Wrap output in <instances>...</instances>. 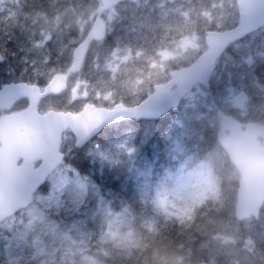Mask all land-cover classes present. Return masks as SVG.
<instances>
[{
    "label": "snow or ice",
    "instance_id": "snow-or-ice-1",
    "mask_svg": "<svg viewBox=\"0 0 264 264\" xmlns=\"http://www.w3.org/2000/svg\"><path fill=\"white\" fill-rule=\"evenodd\" d=\"M3 33L0 35V65L15 61L19 70L6 67L0 75V119L12 120L34 130L42 139L44 149L38 156L42 160L40 167H33L25 160L23 167L15 169L24 182L26 208H18L8 217L6 235L0 242L3 250L0 264H36L30 245L18 243L26 230L38 231L45 238L49 237L51 229L57 233L76 232L89 241L99 239L104 235L110 210L123 209L127 204L125 197L135 191L131 177L126 169L122 170L123 161L118 163L110 155L111 146L95 142L99 130L114 121L160 118V113H166L177 102V93L168 88L160 89L149 96L140 112L113 111L91 125L76 122L67 127L54 125V113L72 111L70 105L78 99L87 102L84 108L90 104L96 106L89 100L87 83L83 89L79 79L71 90L66 86L69 75L82 58L86 59L87 53L81 51L83 45L69 50L65 70L63 52L57 53L56 64L52 62L50 48L33 54L41 43L34 41V32L11 51L9 44L13 33L7 28ZM95 67L98 68V63ZM251 76L259 83L254 69ZM57 137L61 144L69 138L73 143L58 147ZM149 143L144 144L145 149ZM85 149L88 150L84 151L80 163H74ZM146 156L152 159L151 152ZM33 208L35 214L31 212Z\"/></svg>",
    "mask_w": 264,
    "mask_h": 264
},
{
    "label": "rangeland",
    "instance_id": "rangeland-1",
    "mask_svg": "<svg viewBox=\"0 0 264 264\" xmlns=\"http://www.w3.org/2000/svg\"><path fill=\"white\" fill-rule=\"evenodd\" d=\"M216 1L218 0H213V2ZM66 3H68V7L71 9V14H73L74 10L71 4H69L70 1L66 0ZM218 3L220 10L229 7V0H219ZM86 6L88 9H93L94 7L95 9L100 8L99 3L97 4L95 0H87ZM20 10L21 5L18 3V0H0V23L5 26L9 25L10 20L6 17L19 12ZM156 10L157 9H148L144 5L140 9L141 12L143 11V14L140 13L134 15L130 12L129 8H121V12L110 13L107 16V19L110 26L113 24L115 27L110 41L111 49L107 50L106 48L102 49L99 47L101 54L97 56L96 60H93L92 55L90 59L91 64L93 61L95 62V65L98 63V68L92 71H86V74L82 75V79L81 75L74 78L73 87L78 79L80 80L82 89L87 83L89 98L92 100H98L100 103L93 102L99 106L112 104L117 100L123 102L126 100L128 103H134L148 93L150 82L154 84L153 81L165 78L167 76L166 69L169 67V60H164L161 53L167 51L169 47L163 48L161 38L157 37L159 20H157L155 14ZM184 14V12L181 13L180 20L177 19L170 21V19L163 17L164 22H159V25L162 26L161 34L168 35L172 31H180L181 28L179 26V21L182 22L185 20L182 16ZM117 15L120 16L116 19ZM132 18H134V20ZM123 19L128 21V23L123 26H117V23L121 24ZM120 30H122L124 34L127 33L129 37H133L132 41L127 43L124 35H122L123 33L119 34ZM33 32L35 33L34 37H41L43 35L41 32L36 31V28H33L30 33L26 32V34L31 36ZM116 43H118V45H116ZM154 43L159 46L157 53L154 52L156 48ZM147 44H152L155 47L153 48L152 45H149V48H146L145 46ZM47 49H49L47 44H39L33 54L44 52ZM132 50L141 53L142 57L146 55L150 59H153L157 54H161V57L159 58V68L151 70L147 75V80L149 82L142 79L137 80V77L133 76L132 69L129 67L130 61L123 64L121 59H118L119 57L130 59ZM255 51L257 50L255 48V39H253L245 48V57L242 58L240 62L235 60L229 63L230 59H228L221 64L218 73L215 75V81L213 84L214 89L201 87L194 92L192 97L201 100L203 104L208 103V101L212 103L213 101H216L221 107H232L239 104L241 101L239 92L245 91L244 88L255 89V82L251 79L250 83H246L245 81V77L251 75L253 72L254 66L248 65L247 60L257 56V52ZM68 52L69 50H67L66 54H68ZM174 56L177 55L174 53ZM182 56H188L187 52L183 51ZM147 57L146 59H149ZM232 66L235 68H232ZM88 73H90V77L86 76ZM104 100H106L105 103ZM84 101L85 100L83 99H78L76 103L71 104L70 107L78 108ZM256 101L257 103L259 102V100ZM82 106H84V104ZM159 139L163 142H168L165 135L160 136ZM174 139L177 138H169V142L166 145L168 149L164 151V153L167 152L166 160L168 161L166 165L165 163L160 164V168L165 171V173L162 172V174L157 171L158 165L153 164L154 162L156 163L161 156L157 155L155 156V159L149 160L146 156L148 151L146 149L144 150L137 141L132 139L130 141L127 138L125 141L110 145V155L116 159L118 163L121 160L123 161L122 170L126 169V174L131 177L132 186L135 191L126 196L127 204L123 209L110 210L111 214L108 218V222L105 224L104 235L99 239H92L89 241L76 232L57 233L49 229V240L51 243H57L51 244L47 238L37 231L36 250L32 249L39 258L37 264H40L41 261L45 262V264H108L106 261L100 262L97 258L93 257V255H106L110 252L113 253V258L115 260H113V264H123V261L120 260V255H129V250L125 247L126 244H120L118 242L122 240L128 242L132 239V230H130L128 226L132 227L131 220L133 218L130 215L132 213L128 210L131 208L128 199H130L129 201L133 200L135 202H141L143 204L142 207H147L146 221L156 220L154 214L152 213V215H150L151 212L148 211V202H152V208L158 210V212L156 211L157 217L164 216L166 220H170L173 216V211L175 212L176 210L181 209L184 203L189 199H193L194 193L192 192L193 189H191V186L194 185L193 179H195L196 175L193 176L191 173L186 175L183 170V168H185L183 164L180 166L177 165L176 170H174L173 164L182 154L180 142L173 141ZM66 141V145L68 146L73 143L70 138ZM156 153L157 152L154 151V154ZM169 164L173 165L172 168H170ZM158 173L160 175H158ZM150 197L151 200H147ZM160 210H162V212H159ZM31 212L35 214L36 209H31ZM137 231L140 232V230ZM30 234L31 230H26L18 243L21 244L22 241H25ZM136 235L138 239L139 233ZM260 237L264 238V230ZM66 239L69 241H66ZM198 240H200V237L194 238L193 235H191L188 241H192V244L190 245L194 247ZM238 241L237 244L243 242L241 245H245L244 241ZM231 247L232 249L235 248L234 245ZM62 248L63 252L60 256L61 260L55 262L53 256H56ZM249 248L250 245H247L246 249ZM73 250L76 253L75 257L69 255ZM147 252L148 250L145 253V257L143 256L141 260L143 264L152 263V260L150 262L147 261ZM165 252L166 250L162 246L161 253ZM85 253H89L91 257L85 255L81 260H78L77 256ZM0 255H3L2 249H0ZM235 258L236 261L239 262L244 260L242 256H237ZM156 262L157 261H155V263ZM166 264H169V262ZM173 264H177V262H174Z\"/></svg>",
    "mask_w": 264,
    "mask_h": 264
},
{
    "label": "water",
    "instance_id": "water-1",
    "mask_svg": "<svg viewBox=\"0 0 264 264\" xmlns=\"http://www.w3.org/2000/svg\"><path fill=\"white\" fill-rule=\"evenodd\" d=\"M116 1L117 0H104L106 4H112ZM258 6V10L250 11L249 14H247L251 26H253L256 21L260 24V21L262 22V20H264V4ZM242 28L246 29L244 26H242ZM244 29L239 30L237 34L240 36L245 34L246 31ZM230 34L231 32L214 36L219 37L224 35L214 40L213 49L211 51V59L213 62L222 51L221 45L224 46L228 41L237 38V36ZM208 72L209 71L206 69L193 67L184 75H178L177 80L181 84V90L178 89L177 92H175L177 93V102L185 93L183 90L186 88V85L182 82L184 76L195 77L191 85L196 81L207 83L210 76ZM111 113L112 112L100 111L97 115L100 118H104ZM60 115L69 118L72 117L71 120L64 119L66 123L69 124L73 122L85 124L87 121L84 116L74 118L71 115ZM222 117L224 122L218 134V140L229 151L232 160L237 164L242 173L243 177L239 191L237 215L239 218H244L255 210L257 200L264 196V150H260L256 143L259 127H248L246 132H242L238 122L224 116ZM73 118L75 120H73ZM56 120L57 118H54V125L56 124ZM19 125V123L10 120L0 127V141L2 142L0 148V221L5 216L9 215L12 210L26 205L24 182L15 171L16 161L20 157H23L25 160L32 163L44 149L42 139L37 136L34 130L25 127V131H20L21 126ZM13 126L19 128V130L16 132L9 130V127ZM226 129H229L230 134L226 133ZM60 143V138L57 137L58 147H60Z\"/></svg>",
    "mask_w": 264,
    "mask_h": 264
},
{
    "label": "trees",
    "instance_id": "trees-1",
    "mask_svg": "<svg viewBox=\"0 0 264 264\" xmlns=\"http://www.w3.org/2000/svg\"><path fill=\"white\" fill-rule=\"evenodd\" d=\"M39 3L38 8L41 11H47L49 13H52L53 11V7H52V0H37ZM165 128V127H164ZM167 128V127H166ZM204 129H205V138L201 141V146L198 149V155H201L202 152H206L208 151L211 147L213 148L217 143H216V129H217V124L215 121H209L207 124L204 125ZM82 156L80 158H76L73 162H75L76 160H82ZM224 173V171H222ZM224 187H226V182L223 183L222 182V188L224 189ZM221 200V205L224 208V211L228 212V209L225 207V198H220ZM207 207L209 208L210 205L207 204ZM223 208H216L213 207L209 210V212H207L205 210V212L210 213L211 217H221L222 216V212H223ZM206 216V214L204 215ZM204 220V219H203ZM209 220V219H207ZM167 230H169V232H167V234L165 235V239L163 240V243L161 242L159 246H163L164 249L166 250L165 253H163V255H165V257H170L171 254L174 252L175 247L177 245H182L184 246V249L186 251L187 247H191L190 244H192V241H188L190 239V236H186V237H181L179 236V231L178 230H174V229H170L168 228ZM161 231V230H159ZM193 237L198 238L196 234H193ZM160 241V240H159ZM158 242V240H157ZM158 251H155L154 249H150L147 252V261L150 262L151 260H156V258L154 259L155 253H157Z\"/></svg>",
    "mask_w": 264,
    "mask_h": 264
},
{
    "label": "bare ground",
    "instance_id": "bare-ground-1",
    "mask_svg": "<svg viewBox=\"0 0 264 264\" xmlns=\"http://www.w3.org/2000/svg\"><path fill=\"white\" fill-rule=\"evenodd\" d=\"M8 26L9 25L5 26V25H2V23H0V27H2L3 29L7 28ZM156 134H157L158 138L160 136H162V135H165V133H164L163 130L156 131ZM106 142H107V145H112L114 143L113 142V139L111 137H108L107 140H106ZM162 243H163V241H162ZM196 243H197V241H196ZM194 248H195V246L194 247L191 246L190 248L187 247V249L185 251V254L187 255L188 253H191L193 251L192 249H194ZM155 258H156V260H153L152 263H148V264H166L167 262H169V264H170V263H172L174 261L172 254H171L170 257L167 258V257H165V255H163V253H161L159 251L157 253H155L154 259ZM155 261H157V262L155 263Z\"/></svg>",
    "mask_w": 264,
    "mask_h": 264
}]
</instances>
